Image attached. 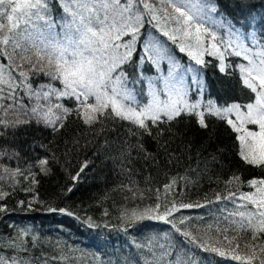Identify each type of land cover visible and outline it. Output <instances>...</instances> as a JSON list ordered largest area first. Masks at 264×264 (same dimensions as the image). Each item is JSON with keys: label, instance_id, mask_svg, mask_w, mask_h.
Listing matches in <instances>:
<instances>
[{"label": "snow or ice", "instance_id": "snow-or-ice-1", "mask_svg": "<svg viewBox=\"0 0 264 264\" xmlns=\"http://www.w3.org/2000/svg\"><path fill=\"white\" fill-rule=\"evenodd\" d=\"M260 3L264 5V0ZM236 12L242 22L235 19ZM255 12L254 0H0V18L7 21L0 22V137L33 123L59 133L70 118L94 134L115 131L119 137L123 128V140L118 142L127 163L122 170L131 173L134 169L127 165L133 162V153L143 160L156 159L145 146L146 138L155 141L171 163L176 124L192 122L211 138L216 120L236 134L237 155L245 164L264 167V16ZM173 45L195 65L207 67L210 61L205 56L216 58L225 76H233L230 69L238 68L248 101H205L199 70L183 65ZM227 57L240 62L226 63ZM37 74L49 82L33 87L31 77ZM189 74L201 99L189 97ZM166 134L169 139H163ZM35 147L45 150L28 164V174L38 183L35 177L51 175L59 158L42 142ZM5 154L0 150V156ZM209 156L206 166H223L221 156ZM3 171L10 177L24 175L20 168ZM79 178V172L71 177ZM234 183H244L236 173L225 180L227 195H216L235 205L223 227L209 225L194 232L189 218L177 213L204 205L175 198L161 201L159 189L154 205L125 211L121 217L125 232L144 220L167 226L146 244L132 241L142 264H202L199 252L230 256L239 264H264V178L247 182L251 192L232 191L228 186ZM176 184L175 179L165 184V194ZM74 187L69 186L66 194ZM137 194L144 197L133 192L134 197ZM5 195L0 192V199ZM27 203L31 207L32 201ZM19 204L24 206L25 201ZM6 211L0 206V213ZM46 211L80 219L70 208L49 206ZM82 223L96 226L90 217ZM241 233H250L243 244ZM23 235L27 232L10 237L6 246L12 252H27ZM0 264L28 262L10 254L0 255Z\"/></svg>", "mask_w": 264, "mask_h": 264}, {"label": "trees", "instance_id": "trees-1", "mask_svg": "<svg viewBox=\"0 0 264 264\" xmlns=\"http://www.w3.org/2000/svg\"><path fill=\"white\" fill-rule=\"evenodd\" d=\"M254 3L255 14L264 16V5L260 0H254ZM60 15L62 13L57 15V20ZM235 19L241 21V13L236 12ZM149 31L153 30L149 28ZM168 43L171 45L170 41ZM172 47L183 65L199 70L205 85L204 100L212 99L218 104L248 101L249 93L240 83L238 68L230 69L235 74L228 77L219 72L216 58L205 56L210 63L202 67L191 62L174 45ZM232 61L240 62L236 57L226 58V63ZM129 71L134 72V69ZM191 75L188 76L189 90L197 95V91L193 92L196 85L191 83ZM31 80L33 87L49 82L48 77L42 74L32 76ZM24 102L28 103L26 97ZM212 124L211 138L208 132L198 129L192 122L176 124L175 135L170 140V150L174 154L171 163H167V155L158 149L156 142L146 138L145 146L156 159L143 160L133 153V162L127 165L134 169L131 173L122 170L123 164L127 163L121 159L118 142V139L123 140V128L119 129V137L115 131L94 134L80 121L70 118L66 128L55 134L35 123L22 126L14 133L9 129L7 135L0 137V150L6 153L0 156V192L7 194L0 199V206L7 208L6 212L0 213V255L11 254L28 264H142L141 252L132 241L146 244L158 233L162 235L160 230L167 226L158 221L144 220L125 232V222L121 217L125 211L143 210L157 203V189L161 201L175 198L185 203L204 205L177 213L189 218L188 224L194 232H203L209 225L223 227L224 218L235 208L231 201L216 199L217 193L227 195L225 180L236 173L244 183L228 187L232 191L239 188L240 193L251 192L254 190L247 182L264 178V167L245 164L237 155L236 134L219 121L213 120ZM163 139H169V135ZM74 140H79V143H74ZM41 142L55 153L59 163L54 165L51 175H38L35 177L38 183H33L28 174V164L37 153L45 154L43 148L35 147ZM15 152L20 154L19 157L13 155ZM210 153L222 157V167H214L211 163L205 165V158L210 160ZM85 163L88 166L80 172ZM5 168H20L24 175L10 177L3 171ZM78 172L79 180L73 181L72 175ZM173 179L177 184L166 195L164 185ZM72 185H75L73 191L66 194L65 190ZM129 187L133 191H129ZM133 192H142L144 197L140 198L138 194L134 197ZM19 201H25V205L21 206ZM29 201H32L31 207L28 206ZM49 206L70 208L80 219L49 213L46 211ZM89 217L96 226L89 228L82 223ZM22 229L27 235L20 236V239L28 251L12 252L6 246L9 238L18 237ZM249 235L241 233L242 244ZM199 258L202 264H239L230 256L214 253L199 252Z\"/></svg>", "mask_w": 264, "mask_h": 264}, {"label": "rangeland", "instance_id": "rangeland-1", "mask_svg": "<svg viewBox=\"0 0 264 264\" xmlns=\"http://www.w3.org/2000/svg\"><path fill=\"white\" fill-rule=\"evenodd\" d=\"M0 22L7 23V21H6V20H3L2 18H0ZM24 27H25V25H23V23H21V29H23ZM175 47H176V46H175ZM176 48L178 49V47H176ZM178 50H179V49H178ZM185 54H186V53H185ZM186 55H187V54H186ZM193 92H196V90H194ZM189 95L191 96V97L189 96L190 98L199 99L197 95H194V93L191 94V91H190V90H189ZM205 101H206V100H205ZM249 128H250V129H253V130H258V129H256L255 126H252V125H250ZM23 232H25L24 229L21 230V233H23Z\"/></svg>", "mask_w": 264, "mask_h": 264}]
</instances>
